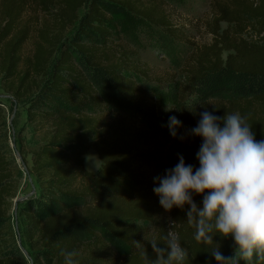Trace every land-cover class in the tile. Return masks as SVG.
I'll return each mask as SVG.
<instances>
[{"label": "trees", "instance_id": "16d2710c", "mask_svg": "<svg viewBox=\"0 0 264 264\" xmlns=\"http://www.w3.org/2000/svg\"><path fill=\"white\" fill-rule=\"evenodd\" d=\"M140 3L133 0H0L2 88L19 102L32 98L29 120H38L48 129L45 142L33 152V172L40 183V198H31L23 211V235L34 264H44L45 259L65 264L62 253L73 250L79 253L74 258L76 264H105L113 254L103 235L129 248L125 264H152L156 254L151 243H143L147 260L134 244L141 241L143 225L155 222L156 207L149 203L144 189L143 167L151 165L160 169L164 163L168 172L182 156L186 165L198 169L197 153L203 137L194 135L192 130L205 111L220 117L238 111L249 118L256 140H264V0L213 3L212 17L207 23L212 41L196 48L179 90L183 98L197 94L199 102L188 107L181 100L176 118L182 127H178L176 137L171 136L173 116L161 112L157 105H147L148 100L141 97L144 83L140 85L137 78L145 79L147 73L139 64L127 58L126 53L114 61H102L109 56L106 11L115 7L146 20L164 35L177 37L168 17ZM31 5L46 21L37 32L33 55L24 58L23 49L31 29L22 24V19ZM82 9H86L84 15L79 13ZM222 23L228 27L221 32ZM76 25L78 33L74 39L63 41L61 35ZM91 31L101 37V48L83 42L91 37ZM225 52H230L226 60L223 59ZM96 86L110 92L106 96L107 103H112L108 107L113 111L110 121L80 112L92 103L97 107L102 105ZM52 99L60 105L38 112V103ZM210 100L216 101L210 103ZM88 151L96 152L100 159L97 173L85 167L84 155ZM23 162L26 164L25 158ZM16 192L12 163L0 154L3 246L0 264H23L25 260L15 243L8 216ZM192 195L202 208L203 195ZM62 200L81 206L69 207ZM31 203L44 204L39 215ZM189 209V205L183 209L174 207L168 224L160 226L153 239L158 241V247L166 248L165 238L171 229L189 253L185 264H218L210 252L212 249L194 239L195 228L187 223ZM80 233L85 234L84 240ZM214 239L225 257L235 246L233 237L218 234ZM238 264L248 262L240 259Z\"/></svg>", "mask_w": 264, "mask_h": 264}, {"label": "rangeland", "instance_id": "374dc122", "mask_svg": "<svg viewBox=\"0 0 264 264\" xmlns=\"http://www.w3.org/2000/svg\"><path fill=\"white\" fill-rule=\"evenodd\" d=\"M133 1L141 2L140 4H145L148 8L153 7L158 14L168 17L174 30H176L177 37L174 39L164 35L162 30L156 29L146 20L126 9L115 7L112 11H106L109 19L105 23V27L110 32L108 37L109 52L107 53L109 56H107V59L103 58L102 61H114L115 58L126 53L127 58L133 59V62H137L140 68L147 73L145 79L142 76H137V82L140 85L144 83L141 97L148 100L147 105H157L161 112L175 117L179 116L177 107L180 106L181 100H185V106L188 107L195 106L199 102L197 94L185 95L183 98L182 95H179V90L183 86L184 74L190 67L191 56L196 48L210 44L212 41V34L207 27V23L212 17L213 3L215 1L228 0ZM85 12L86 9H82L79 13L84 15ZM45 21L46 17L33 5L29 7L23 16L22 24L29 26L31 29L30 39L23 49L24 58L33 55L37 32L44 27ZM227 27V23H222L221 32ZM77 33L78 25L69 27L61 36L63 41L68 42V40L74 39ZM101 40L98 33L91 31V37L83 39V42L101 48ZM229 53L225 52L223 54L224 60H226ZM95 89L99 91L100 98L103 99L102 105L97 107L96 104L92 103L83 107L80 112L96 115L97 118L110 121L113 111L109 110L108 107L112 103L108 104L106 101V96L110 92L104 91L105 88L103 86H96ZM30 101H32V98L24 102L17 101L11 94L3 90L0 81V154L6 156L12 163V172L17 183L16 197L11 200L8 216L15 243L22 253L23 259H25L23 264L34 263L30 255L29 244L23 235L25 228L23 211L27 207L29 200L21 201V199L32 193L33 188L35 189V194L32 198H38L40 195V183L33 172V152L45 142L46 132H48L47 127L38 120L33 122L29 120L28 109L31 105ZM215 101L210 100L209 102L215 103ZM57 105H60V102L52 99L46 103H38L36 106L38 112H41ZM17 152L20 153L22 159L25 158L28 173L22 168ZM92 152L88 151L85 153L84 164L86 169L97 173L101 162L97 153ZM162 165L160 169L151 165L143 167L142 174L145 176L143 179L144 189L149 196V203L155 205L156 213L155 222L143 225L142 243L152 240L158 228L167 225L170 218V211L165 210L160 203L161 197L154 191L155 188L160 186V178L167 175L164 163ZM62 202L69 207L72 205L81 206L79 203L65 202V200H62ZM42 204L31 203L30 206L39 215L42 212ZM1 233L0 231V235ZM80 236L83 240L85 239V234L80 233ZM103 239L110 246L113 254L112 258L105 264H125V257L129 255V248L125 244L110 240L104 235ZM19 241L21 246L27 251V254L22 252ZM1 242L0 239V250L3 249ZM234 248L235 246L226 257H231L235 254ZM43 263L55 264V261L45 259Z\"/></svg>", "mask_w": 264, "mask_h": 264}, {"label": "clouds", "instance_id": "9594fccd", "mask_svg": "<svg viewBox=\"0 0 264 264\" xmlns=\"http://www.w3.org/2000/svg\"><path fill=\"white\" fill-rule=\"evenodd\" d=\"M201 116L192 130L203 137L197 153L200 167L194 170L181 156L154 191L167 211L190 206L187 223L195 228L194 239L212 249L218 264H238L240 259L260 264L264 262V140H256L249 118L238 111L223 117L205 111ZM178 127L181 122L171 117L173 137L178 135ZM193 193L203 195L202 208L194 202ZM218 234L234 238L233 256L221 254L214 239ZM165 240L166 248L158 247L156 239L148 241L156 254L152 264H185L189 253L179 236L170 229ZM134 244L147 260L143 243ZM62 255L65 264H76L79 253L73 250Z\"/></svg>", "mask_w": 264, "mask_h": 264}, {"label": "water", "instance_id": "95a60500", "mask_svg": "<svg viewBox=\"0 0 264 264\" xmlns=\"http://www.w3.org/2000/svg\"><path fill=\"white\" fill-rule=\"evenodd\" d=\"M14 150H16V149H14ZM17 157L19 158V160H20V162H21L22 168L25 170L26 173H28L27 165L23 162V159L21 158V155H20L19 152H17ZM34 194H35V189L33 188L32 193H30L29 195H26L24 198L21 199V201H24V200H30V199L33 197ZM19 246H20L22 252H23L24 254H27V251L25 250V248H23V247L21 246L20 241H19Z\"/></svg>", "mask_w": 264, "mask_h": 264}, {"label": "crops", "instance_id": "0c3cea01", "mask_svg": "<svg viewBox=\"0 0 264 264\" xmlns=\"http://www.w3.org/2000/svg\"><path fill=\"white\" fill-rule=\"evenodd\" d=\"M90 152H92V151H90ZM93 153V152H92ZM97 160H98V158H97Z\"/></svg>", "mask_w": 264, "mask_h": 264}]
</instances>
